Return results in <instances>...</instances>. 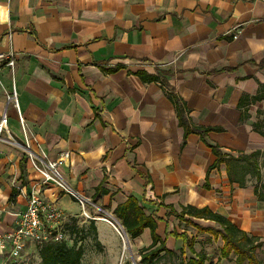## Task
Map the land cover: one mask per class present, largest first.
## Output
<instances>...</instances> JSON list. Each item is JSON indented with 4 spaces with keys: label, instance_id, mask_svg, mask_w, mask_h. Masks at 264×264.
<instances>
[{
    "label": "crops",
    "instance_id": "obj_1",
    "mask_svg": "<svg viewBox=\"0 0 264 264\" xmlns=\"http://www.w3.org/2000/svg\"><path fill=\"white\" fill-rule=\"evenodd\" d=\"M8 53L13 67L0 61L1 138L6 132L22 142L20 117L46 160L69 152L60 172L72 190L112 212L134 197L168 250L184 246L172 234L185 223L168 206H207L245 230L218 200V187L231 185L224 164L204 183L216 160L209 145L227 155L264 145V0H0V55ZM138 72L163 77L168 87L143 82ZM13 89L17 110L7 102ZM167 90L185 102L193 125L221 131L204 142L188 134L181 145ZM10 174L26 191L12 204ZM99 185L108 193L95 195ZM31 188L63 212L65 225L77 219L76 200L43 183L27 155L1 140L0 234L14 229ZM64 198L78 211H68ZM98 222L108 226L103 234ZM95 226L103 244L117 245L109 223Z\"/></svg>",
    "mask_w": 264,
    "mask_h": 264
},
{
    "label": "rangeland",
    "instance_id": "obj_2",
    "mask_svg": "<svg viewBox=\"0 0 264 264\" xmlns=\"http://www.w3.org/2000/svg\"><path fill=\"white\" fill-rule=\"evenodd\" d=\"M22 133V142H18L15 136L8 135L4 132V145L11 147L16 155L27 153V140L24 132ZM27 139L28 141L30 140L29 146L33 149L31 136L28 134ZM5 140L11 141L12 143L6 142ZM255 151H259V153L255 155ZM232 156L238 157L239 160L241 159L238 162L239 166L235 169V176L242 179L243 184L239 186L234 183L230 185L229 188L227 184L220 185L217 190L218 200H221L222 207L226 212H228L235 220H239L240 225L245 228L244 231L249 236L259 238L258 241H260L262 245L255 251V255L259 263L264 264V202L258 201L253 195L254 187H257L258 192L264 193V145H260L258 149L250 152H242L241 155L239 153H232ZM253 162L256 163V168H254L252 164ZM256 174H258V177ZM24 186V183L21 184L18 179H15L13 175H11L10 187L13 191L10 196V204L14 202L18 194L26 195ZM76 202L80 206V212L77 219H75L73 223L69 220L66 225L60 227L59 231L61 232L60 241L65 242L67 246H71L74 241H76L77 246L80 244L82 245V264H134V262L139 264L140 249L149 245L148 241H150V238L148 231L145 230L139 236L138 243L140 244H138L136 240H132L128 237L130 249L127 244L124 247L122 237L110 224H114L113 220L111 221L110 217L106 215V213L112 215V210L110 208L104 207L100 210L99 204L94 203L92 200L89 201L90 203L84 202V210L90 217L85 218L82 215L83 210L81 204L77 200ZM62 204L68 211H74L75 209L78 211V207L75 204L68 202L65 198ZM99 219H104L105 222L109 223L113 228V232L117 237L118 246L116 244L113 245L112 241H105L106 245L103 244L98 238L97 231L95 234L96 236H94V233L89 228V222L94 221L95 225ZM198 226L219 229V226L216 223L206 224L199 222ZM98 227L103 234L108 226L104 222H98ZM182 230L187 236V244L192 241V247L195 254L204 258V264H247L245 257L238 256L231 250L226 258L220 257V250L223 245L220 237H214L213 234L198 230L190 224L178 223L177 231L179 232ZM141 243L143 244L141 245ZM41 244L42 243L25 241L23 242V247L17 257H11L9 252H4L3 256L0 255V264H40L38 248ZM183 245L185 257H193L194 254L185 246L186 242L184 243L183 241ZM168 247L171 248L170 245H168ZM172 250L175 252L174 255L161 254L160 258H158L153 264H179L181 257L179 254V248L174 246Z\"/></svg>",
    "mask_w": 264,
    "mask_h": 264
},
{
    "label": "trees",
    "instance_id": "obj_3",
    "mask_svg": "<svg viewBox=\"0 0 264 264\" xmlns=\"http://www.w3.org/2000/svg\"><path fill=\"white\" fill-rule=\"evenodd\" d=\"M108 72H113L109 70ZM137 76L143 82H159L162 87H168L166 80L163 77L158 76H148L145 73L138 72ZM168 98L172 102L175 108V114L178 126L182 129V142L184 144L188 134H196L199 136L201 141H205V137L210 131H221L218 127H199L195 126L190 122L188 117V109L185 102L177 96L171 90L166 92ZM261 97H254L252 101L259 100ZM248 102L242 97L238 107L242 108V117L245 116V110ZM212 153L216 156L214 163L208 167L206 173V180L204 187H208L207 175L210 170L218 168L221 164H224L227 173L228 181L232 185L234 183L241 186L243 184L242 179L237 178L236 167L239 166V158L233 157L232 155L223 154L216 145H209ZM255 155L259 151L254 152ZM241 155V153H239ZM254 168H256V163H252ZM257 172V171H256ZM258 177V174H256ZM108 191L103 189L101 185L95 188V195L107 194ZM253 195L258 201L264 202V193L258 192L257 187L253 189ZM170 214L174 215L180 221L192 225L198 230L209 232L214 235V237H220L223 242L222 248L220 250V257L226 258L228 253L233 251L235 254L241 257H245L247 264H260L256 258L255 251L262 245L258 237L249 236L245 231L240 230L233 222H231L226 216L212 211L209 207L197 208L194 206H181L180 211L176 212L171 206H168ZM114 217L121 223L124 231L130 239H135L139 237L145 229L148 230L151 242L148 246L142 247L139 251V264H153L161 254L163 255H174L173 250H168L165 247L164 241L156 233V222L151 215L145 214L143 208L139 205L138 201L130 196L124 202L118 204L113 209ZM185 216L209 220L216 223L219 229L215 228H204L198 226L190 219H185ZM74 220H72V223ZM89 228L96 236V229L93 221L89 222ZM175 237H180L186 242V247L191 253L194 254L193 257L186 258L184 254V246L179 249L180 261L179 264H204V258L195 254L193 250L192 241L187 244V236L183 233L172 234ZM38 254L40 257V264H82L81 259L83 256V247L78 245L76 241L73 242L71 246H67L65 242H54L48 241L42 243L38 248ZM162 255V256H163Z\"/></svg>",
    "mask_w": 264,
    "mask_h": 264
},
{
    "label": "built area",
    "instance_id": "obj_4",
    "mask_svg": "<svg viewBox=\"0 0 264 264\" xmlns=\"http://www.w3.org/2000/svg\"><path fill=\"white\" fill-rule=\"evenodd\" d=\"M235 2L238 0H228ZM14 56L12 53L0 55V61L5 62L6 66L13 67ZM7 102L13 104L17 110L16 93L13 89L7 97ZM20 128L26 137V155L31 167L40 174L42 182L53 184L61 192L66 193L79 201L82 206V215L90 218L84 210V202H87L77 192L72 190L65 182L60 168L69 161V152L64 151L53 161L46 160L43 151L36 144V149H31L27 139V133L24 131L23 122L19 117ZM7 120L5 114L0 118V141L1 133L6 131ZM12 143L11 141L5 140ZM32 141V140H31ZM65 217L63 212L52 202L45 200L35 188H31L28 196L26 207L21 211L15 221V227L8 233L0 234V252H9L11 257H17L23 247V242L44 243L48 241L61 242L60 227H63ZM9 245V247H8ZM8 248V249H7Z\"/></svg>",
    "mask_w": 264,
    "mask_h": 264
},
{
    "label": "bare ground",
    "instance_id": "obj_5",
    "mask_svg": "<svg viewBox=\"0 0 264 264\" xmlns=\"http://www.w3.org/2000/svg\"><path fill=\"white\" fill-rule=\"evenodd\" d=\"M112 225V227L116 230V232L122 237L123 242H124V247L126 246V242H127V237L124 234L123 228L121 226L118 225H114L112 223H110Z\"/></svg>",
    "mask_w": 264,
    "mask_h": 264
},
{
    "label": "water",
    "instance_id": "obj_6",
    "mask_svg": "<svg viewBox=\"0 0 264 264\" xmlns=\"http://www.w3.org/2000/svg\"><path fill=\"white\" fill-rule=\"evenodd\" d=\"M109 217H110L112 220H114V222L116 223V225L122 227V225H121L116 219H114V217H112V216H110V215H109ZM122 228H123V227H122ZM123 231H124V229H123ZM124 234H125V236L127 237V246H129V244H128V236H127V234H126L125 231H124ZM129 249H130V246H129ZM134 264H136V263L134 262Z\"/></svg>",
    "mask_w": 264,
    "mask_h": 264
}]
</instances>
